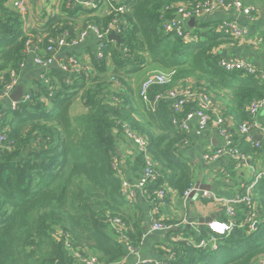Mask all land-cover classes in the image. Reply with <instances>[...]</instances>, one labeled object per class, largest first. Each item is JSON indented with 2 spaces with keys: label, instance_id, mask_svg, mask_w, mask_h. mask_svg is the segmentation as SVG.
Masks as SVG:
<instances>
[{
  "label": "trees",
  "instance_id": "16d2710c",
  "mask_svg": "<svg viewBox=\"0 0 264 264\" xmlns=\"http://www.w3.org/2000/svg\"><path fill=\"white\" fill-rule=\"evenodd\" d=\"M207 1L212 0H125L112 5L94 0L95 6L88 8L62 0L58 13L49 16L44 9L45 22L28 29L9 1L0 0V96L12 74L21 75L31 54L46 56L52 43L62 38L72 43L90 25L108 35L116 20L123 24L122 42L105 38L102 58L93 59L92 71L68 83L61 70H45L48 83L37 80L27 86L29 100L16 108L0 103V134L6 137L0 147V264H80L79 255L93 256L99 264H122L142 249L143 221L127 210L121 173L127 168L140 178L145 160L134 150L122 166L120 146L129 143L125 124L148 141L157 162L159 176L145 190L154 206L167 203L172 192L184 200L195 188V164L185 152L192 140L172 118L197 109V98L181 113L174 112V102L166 97L152 109L140 96L143 77L172 75L170 84L152 87V102L181 83L187 85V79L195 81L196 96L227 91L230 114H222L227 119L235 116L239 126L249 119L253 101L264 100V79L221 66L225 59L220 50L233 37L218 31L219 25L197 29L195 41H189L188 32L183 38L165 32L163 23L177 16L178 6L194 10ZM121 7L123 12L118 11ZM78 102L83 110L74 116ZM227 127L232 136L229 149L245 156L258 152L238 130ZM160 190L166 192L163 200L157 196ZM253 195V206L236 208L235 227L226 235L204 224L178 229L176 221H162L173 226L166 239L183 234L185 240H170L169 250H160L166 257L160 263H264V180ZM256 215L258 225L253 227L250 220ZM213 236L217 249L196 247Z\"/></svg>",
  "mask_w": 264,
  "mask_h": 264
},
{
  "label": "crops",
  "instance_id": "0c3cea01",
  "mask_svg": "<svg viewBox=\"0 0 264 264\" xmlns=\"http://www.w3.org/2000/svg\"><path fill=\"white\" fill-rule=\"evenodd\" d=\"M8 1L9 7L14 10H16L14 8L15 1H24L28 4L29 10L24 17L28 29L38 27L45 22L44 9H46L47 15L50 16L59 12L62 3V0ZM83 1L94 2V0ZM115 1L117 3H122L125 0ZM242 1L246 6L255 9L252 17L249 18L235 10L226 9H219L212 13H201L192 17L195 18V21H192L191 18L186 22L188 38L189 41H195L196 38L193 33H196L197 29H210L214 25H220V23L225 21L246 28V37L242 39L233 37V42L224 45L220 53L222 55L227 53L228 60H242L254 63L258 72L264 73V0ZM46 3H50V6L45 7ZM122 25L123 24L119 21L113 26H116V30H118L122 29ZM100 51V40L95 33L90 32L80 45L75 47L67 46L59 49L55 53V66L53 68L60 70L62 64L67 63L74 57L81 62L87 72H90L93 70V59L98 60ZM34 56L35 55L31 54L28 63L19 76V82L16 87V89L24 87L25 94L27 92V86L29 87L34 81L42 80L43 72L45 71L35 65ZM150 74L151 73H147V75L143 77L140 84L141 86L142 82H144ZM186 83L187 85L181 83L182 85L178 86V88L184 89L188 95L192 94L193 97H196V93L193 92L198 90L195 81L187 79ZM215 93L214 96L217 104L216 110L212 112L214 114L213 118L216 117V114L222 112L226 115L230 114L231 97H229L228 92L216 91ZM5 103L11 106L13 101L10 98ZM231 116L232 117H229L227 120L228 125L231 129L238 130L237 127L239 126V122L235 119V116ZM257 121L264 128V110L257 117ZM188 134L192 141L188 144L185 152L188 153L194 161V174L196 175L195 188L198 190L196 195L192 198L190 196L183 200L176 192H172L167 203L154 206L149 200L150 198L147 196L146 191L136 188L139 178L137 179L127 168H124V180H126L130 186L129 192L134 194L133 202L130 203L127 201V210L132 216L142 219L145 236L142 249L138 252L131 253L129 258L122 264H135L139 260L147 261L150 264L163 262L166 260V257L160 250H169L170 240H185L183 234L174 235L173 237L171 236L170 239H166L167 233L154 232L152 230V225L158 220L176 221L178 225L176 227H178V229L187 227L197 229L196 226L199 224L207 225L211 222L225 221L222 219L227 216L226 204H224V202H215L209 199L207 201L202 200L200 191L204 190H200V187L210 186L212 187L211 191L213 193L228 200L239 195L246 185H250L254 182L256 176L264 171V144L258 152L249 156L250 159L247 163H241L237 166L235 165L234 159L228 156L222 157L216 162H208L205 160L204 155L207 152L213 151L223 145V139L219 136L217 126L214 122H211L210 126L201 136L195 134L194 127ZM255 136L256 140L261 142L262 135L257 133ZM127 140L129 143L120 146L118 155L119 158L122 157L120 162L124 167H126L127 160L132 156L134 150H137L136 146L128 138ZM186 240L189 241L190 239ZM261 264L264 263L262 262Z\"/></svg>",
  "mask_w": 264,
  "mask_h": 264
},
{
  "label": "built area",
  "instance_id": "2783aa9c",
  "mask_svg": "<svg viewBox=\"0 0 264 264\" xmlns=\"http://www.w3.org/2000/svg\"><path fill=\"white\" fill-rule=\"evenodd\" d=\"M107 4H113L115 0H102ZM76 4L84 5L85 7L91 8L94 7V2L91 1H83V0H75ZM14 8L25 17L28 13V4L24 1H15ZM177 16L163 23V28L166 33H172L179 38H183L186 36V22L194 16H197L201 13H212L219 9L226 10H235L238 13L245 15L247 17H252L255 9L253 7H248L242 0H212L207 1L204 4H199L194 10H189L185 5L178 6ZM119 12H123L124 8L121 7L118 9ZM119 21L116 20L114 25ZM218 31L230 34L232 37L236 39H242L247 36V29L243 27H239L231 22L225 21L220 23L218 26ZM90 32H93L97 35L100 40V48L102 49L103 45L101 44L105 38H108V35L101 34L98 28L94 25H90L82 31L77 40H73L72 43H69L66 38L59 39L56 44L52 43L51 46L47 49L46 56H34L35 65L42 68L43 70H50L55 66V53L64 47L70 46L75 47L80 45V43L85 40ZM117 34H120L121 29L116 30ZM102 58L101 51L98 55V59ZM26 65V64H25ZM25 65L22 67L24 68ZM221 66L228 72L240 71L246 74H254L256 75L257 68L254 64L250 62H245L242 60H228L225 59ZM62 72H64L68 77V83L71 81V77H76L83 74L86 70L85 67L81 64V62L76 58H71L67 63L61 65ZM260 79H264V73L260 75ZM42 80L45 81L44 77ZM19 82V76L16 74H12L11 83L5 87V91L0 96V103L5 104L7 100L11 98V95L15 91ZM48 83V81H45ZM172 82L171 74H162V73H153L148 76V78L143 82L140 90V96L143 101L152 109H155L158 101L162 97H166L169 100L173 101V110L175 113H181L185 106L192 100L196 99L198 101V108L194 109L192 112H189L182 118L174 116L172 118V123L174 126L179 128L186 133H189L190 130L194 127V132L197 136H201L207 128L210 126L211 122H214L218 129L219 136L223 139V145L218 147L217 149L210 151L204 155L205 160L208 162H216L222 157H230L234 159V161L244 163L246 161L245 157H240L239 152L237 150L229 149L232 144V136L227 127V118L224 114L218 113L216 117L213 118L210 115V112L214 111V97L211 93H202L199 96L193 97L192 94L188 95L184 89H180L178 87L172 88L168 91L164 96L156 97L155 101L152 102L149 98V92L154 86H166ZM29 96L27 94L24 95L23 100H29ZM18 103L13 102L11 107L16 108ZM264 110V100L254 101L250 107V121L238 126L239 133L245 138L247 142L254 143L257 147H262L264 143H256L254 140L253 133L258 128H261V125L257 121L258 115ZM229 118V117H228ZM124 130L126 133V137L136 146L137 151L144 157L145 166L142 172L139 181L136 184V188L146 190V187L151 183L157 180L159 173L157 170V162L151 157L149 152V143L148 141L141 135H139L136 131H134L131 126L128 124L124 125ZM263 131V142H264V128ZM6 137L3 134H0V147L4 144ZM244 160V161H240ZM119 169V164L117 162L116 166ZM121 173V172H120ZM122 174V193L125 199L132 203L134 199V194L129 192L130 186L126 180H124L123 173ZM261 180H264V171L259 173L256 176V179L252 186L248 187L245 191V195H237L233 199H228L226 201H218L224 202L227 207V216L231 218L229 222H211L208 224L210 230L220 235L229 234L235 227L233 222V217L236 215V208L239 205L245 204L248 206L254 205V188L257 183ZM194 191H198L197 188H193L189 192L186 193L185 199L189 198ZM202 199L206 200H214L215 195L212 191H200ZM157 196L159 199H164L166 197V192L164 190H160L157 192ZM256 218L251 219V223L253 227L258 225ZM187 223V222H184ZM173 226L164 225L162 221H156L152 225V230L154 232H163L168 233V231L172 230ZM217 238L212 237L210 240L203 239L198 244H195L198 248L207 249L213 243L217 245ZM191 245H194L192 240H189ZM214 245V244H213ZM81 259L80 264H99L97 259L93 256L82 257L79 255ZM173 258V256L171 257ZM135 264H150L147 261H137ZM155 264H161L155 263ZM164 264V263H162Z\"/></svg>",
  "mask_w": 264,
  "mask_h": 264
},
{
  "label": "rangeland",
  "instance_id": "374dc122",
  "mask_svg": "<svg viewBox=\"0 0 264 264\" xmlns=\"http://www.w3.org/2000/svg\"><path fill=\"white\" fill-rule=\"evenodd\" d=\"M50 6V3H46L45 4V7H49ZM251 63V62H250ZM252 64H254V63H252ZM261 74H263V73H261V72H258V70H257V72H256V77L258 78V79H260L259 77H260V75ZM252 75H254V74H252ZM261 80H263V79H261ZM256 101H260V100H256ZM254 102V101H253ZM82 104L81 103H77L76 105H75V108H74V110H73V115L75 116V115H78V114H80L81 112H82V110H83V108H82V106H81ZM252 105V104H251ZM251 105L249 106V109H248V111H249V114H248V116H249V119L248 120H246L244 123H246V122H248V121H250V107H251ZM259 116V115H258ZM243 123V124H244ZM262 129H263V127L261 126V128H257L256 130H255V132L253 133V136H254V140H256V136L255 135H257V133L258 134H261L262 135V140H261V142H259V141H257L256 140V143H263V131H262ZM245 142L246 143H249V144H251L253 147H255V148H257V149H260L261 147H257L254 143H252V142H247L246 140H245ZM239 152V151H238ZM239 155H240V157L242 158V157H245V154H242L241 152H239ZM249 156H246V161H244V160H241L240 159V161H244V163H247L248 161H249ZM238 164H241V162H238ZM238 164H237V166H238ZM253 183L254 182H252L250 185H246L245 187H244V189L243 190H246L248 187H250V186H252L253 185ZM214 195H215V202H218V201H226L225 199H223L222 197H220L219 195H217L216 193H214ZM231 199H233V198H231ZM229 219H231V218H229ZM217 222H219V221H217ZM208 225V224H207ZM217 241V240H216ZM214 244V245H213ZM211 246L212 247H214V249H216L217 247H218V242H217V245H215V243H213Z\"/></svg>",
  "mask_w": 264,
  "mask_h": 264
},
{
  "label": "water",
  "instance_id": "95a60500",
  "mask_svg": "<svg viewBox=\"0 0 264 264\" xmlns=\"http://www.w3.org/2000/svg\"><path fill=\"white\" fill-rule=\"evenodd\" d=\"M192 21H195V18H192ZM108 40L109 41H115L117 43H121L122 40L120 38V35L117 34L116 32V26H112V32L111 34L108 36ZM223 59H227V53H224L222 55ZM25 95V91H24V87H19L16 89L15 92H13V94L11 95V100L13 102H16V103H19V102H22V98L24 97ZM2 109V107H0V110ZM200 190H204V191H211L212 190V187L210 186H207V187H200ZM196 191H194L192 194H191V198L196 195Z\"/></svg>",
  "mask_w": 264,
  "mask_h": 264
},
{
  "label": "clouds",
  "instance_id": "9594fccd",
  "mask_svg": "<svg viewBox=\"0 0 264 264\" xmlns=\"http://www.w3.org/2000/svg\"><path fill=\"white\" fill-rule=\"evenodd\" d=\"M113 25H114V24H113ZM113 25H112V26H113ZM111 29H112V28H111ZM110 34H111V33H110ZM118 35H119V34H118ZM107 39H108V38H107Z\"/></svg>",
  "mask_w": 264,
  "mask_h": 264
}]
</instances>
